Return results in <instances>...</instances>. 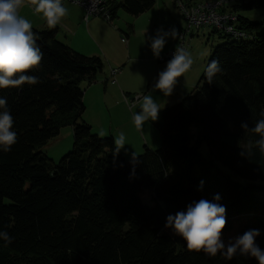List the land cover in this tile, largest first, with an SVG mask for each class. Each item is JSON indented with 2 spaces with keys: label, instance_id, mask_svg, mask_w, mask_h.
I'll list each match as a JSON object with an SVG mask.
<instances>
[{
  "label": "trees",
  "instance_id": "obj_1",
  "mask_svg": "<svg viewBox=\"0 0 264 264\" xmlns=\"http://www.w3.org/2000/svg\"><path fill=\"white\" fill-rule=\"evenodd\" d=\"M157 2L124 0L111 7L113 21L120 9L139 17ZM261 26L240 16L246 38L226 36L209 61L222 71L209 84L205 70L194 91L163 112L160 150L146 147L131 160L84 119L83 85L97 82L104 61L62 43L57 27L33 29L43 59L28 74L38 83L0 89L17 132L11 152L0 151V230L12 237L0 241V264H258L190 250L165 224L218 193L227 207L225 244L259 229L264 248V153L242 154L259 138L242 124L264 118ZM65 127L74 149L56 163L42 151Z\"/></svg>",
  "mask_w": 264,
  "mask_h": 264
},
{
  "label": "clouds",
  "instance_id": "obj_2",
  "mask_svg": "<svg viewBox=\"0 0 264 264\" xmlns=\"http://www.w3.org/2000/svg\"><path fill=\"white\" fill-rule=\"evenodd\" d=\"M94 2L98 3L99 0ZM32 4L34 12L42 15L49 28L57 27L68 14L64 0H32ZM21 7L22 0H0V89L19 88L26 83L29 85L38 83V78L28 73L41 65L43 53L37 45L38 34L34 32L31 21L21 15ZM169 36L176 38L175 27L165 30L161 26L156 29L154 36L148 37L151 40V50L157 58L164 50L166 38ZM192 65L191 53L183 47L178 48L164 70L159 72L155 87L164 96H172L180 83L179 78L189 72ZM221 71L218 61L213 60L208 64L206 78L209 84ZM138 99L141 100L140 110L133 112L132 121L137 128H141L145 122L158 120L162 108L152 95H143L142 99L141 97ZM261 116L264 117V112ZM14 123L7 99L0 96V151L11 152L17 143ZM242 127L259 137L253 143H249L242 154L250 158L254 148L264 153V118L257 120L250 129L247 122H244ZM126 140L122 132L115 137L116 152L125 148ZM204 183V181L200 182L198 190H203ZM221 200L222 197L218 193L211 200H194L187 205L186 211L169 214L165 227L180 236L190 250L203 252L210 257L220 254L229 261L239 254L254 258L258 264H264V248L257 243V237L260 236L259 229H249L236 237L234 242L225 244L223 233L227 225V207L221 203ZM0 241L11 244L12 237L7 231L0 230Z\"/></svg>",
  "mask_w": 264,
  "mask_h": 264
},
{
  "label": "rangeland",
  "instance_id": "obj_3",
  "mask_svg": "<svg viewBox=\"0 0 264 264\" xmlns=\"http://www.w3.org/2000/svg\"><path fill=\"white\" fill-rule=\"evenodd\" d=\"M124 0H109V5L112 7L120 5ZM187 2L189 0H182ZM208 0H193L191 3H201ZM24 3V1H22ZM69 9V14L72 16V21L66 23L61 28V33L58 36V39L65 45L71 47L78 53H81L90 57H100L105 63V69L109 71L110 69H119L115 64L124 63L128 72H126V77L124 78L125 82L123 83L121 78L118 81V85L124 84L125 87L129 89H136L142 95H152L154 99L161 106V111L159 113V119L156 121H150L148 124V130L142 134L140 131L137 133V138L131 133H125L126 138L130 139L126 141V146L122 149L121 152L127 160L134 159L145 153L146 147L152 151H158L162 147V138L161 131L158 127V124L162 122L163 112L171 107L176 106L183 98L191 94L195 87L198 85L202 75L204 74L209 61L212 57L213 51L216 47L221 46L227 42V37L222 33L214 32L212 29H204L199 34L186 37V50H188L193 58V65L189 72L184 76L186 78V83L188 86L180 90L179 99L177 98L176 91L172 96H164L163 93L155 87L156 74L152 73V67L156 70V65L151 62H143L139 59L140 57L148 58V56L154 55L152 50L151 54L144 55L138 54L135 52V46L140 45H151V40L148 37L154 36L156 34V29L163 26L165 30H169L172 27H175L177 30L176 38L171 36L167 37V42L165 45L166 49L169 46H172L177 43L178 48L181 45V35L182 31L186 28L185 21L182 18L181 11L178 8L177 0H158L154 8L146 12L145 14L139 17H133L129 15L125 10L120 9L117 14V18L112 21V25L118 29L116 32L110 27H107L104 19L102 18H93V25L89 28L88 31L85 26L77 30L75 22H77V11L75 5L67 4L65 7H71ZM226 12H232L237 14L239 17L248 19L254 23L262 24L260 29L264 30V0H232L229 5L224 9ZM36 14L34 10L29 6L25 8L21 15L31 21L33 29L44 30L43 21L34 17ZM85 16V15H84ZM65 16L62 21L66 18ZM90 21V22H91ZM111 26V27H113ZM98 33V35H97ZM122 36V37H121ZM130 37V38H128ZM122 38H125L126 44L122 42ZM107 41V44L105 41ZM133 44V52H129V44ZM151 48V47H150ZM121 56V57H120ZM129 60V61H128ZM157 64L158 61H157ZM166 66L165 64H162ZM122 66V65H121ZM161 68H164V67ZM121 69V68H120ZM164 70V69H163ZM123 71V68H122ZM101 75V74H100ZM120 76L117 77V80ZM113 81H116L114 79ZM149 85V86H148ZM84 86V85H83ZM154 86V87H153ZM148 87L149 92H148ZM154 89H157L153 91ZM153 91V92H152ZM134 97H127V100L124 98V102L127 104V109L131 114L133 112L139 111V109H134L130 102H132ZM84 97V103H85ZM87 104V103H85ZM86 113L84 119L87 122V117H89L92 123H95L96 128H93V125L90 124L92 130L98 136H101L97 132L103 130L101 118H100V109L96 107L88 108L86 105ZM122 110L121 108H116L114 114ZM133 110V111H132ZM102 120L104 124L110 126V117L111 114L109 111H103ZM126 115L125 113H123ZM89 124V123H88ZM117 122L114 123V129L117 127ZM101 129V130H100ZM197 135V131L194 132ZM106 137H110L106 136ZM114 137V135H113ZM115 138V137H114ZM131 139H134L133 141ZM74 149V133L72 127H65L61 130L60 135L55 139L51 140L43 149V153L47 155L50 159L56 163L60 162L66 155L72 152ZM201 152L204 155H208L209 150L204 143L201 147ZM135 154V156L133 155ZM145 203L147 205L151 204V198H145ZM182 242V238L180 240ZM234 242L233 239L229 240L228 243Z\"/></svg>",
  "mask_w": 264,
  "mask_h": 264
},
{
  "label": "crops",
  "instance_id": "obj_4",
  "mask_svg": "<svg viewBox=\"0 0 264 264\" xmlns=\"http://www.w3.org/2000/svg\"><path fill=\"white\" fill-rule=\"evenodd\" d=\"M189 1H193V0H189ZM65 5H67V4H65ZM29 6L30 5L27 2H24V3L22 2V7L20 10L21 13L25 8H27V7L29 8ZM66 8L68 9V14L66 15L67 19H64L63 21H61V23L59 25H57V28H59V34L61 33L62 26H64L65 23L67 25L68 22H71L73 20L72 16L69 14V9L72 8V6L69 8L68 7H66ZM76 11H77V15H78V18H77L78 20H77V22H75V25L77 26V30H79V28L83 29V27L85 26V28L87 29L86 31H88L89 28L92 27L94 22L91 21L88 24H85L83 21L84 15H85L84 10L81 9L80 7H78V8H76ZM34 15H35L34 17H38L43 21V24H44L43 29H50L46 23V20L42 17L41 14H34ZM106 23L107 24H105V25L107 27L112 28L116 32L118 31V29L116 27H114L112 25V23H109V22H106ZM111 26H113V27H111ZM59 34H58V36H59ZM97 35H98V33H97ZM128 38H130V37H128ZM122 42L124 44H126L125 38H122ZM105 43L107 44V41H105ZM128 48H129L130 54H132V52H133L132 41L129 44ZM177 49H178V46L176 43V44L169 46L166 49H164L161 52L160 56H163L164 54L176 51ZM134 50L138 54H144V55L151 54V52H150L151 48L148 45L135 46ZM142 59H145L143 62H151V63H154L156 65V70H155V68H154L155 66H154V67H152L151 72L152 73L154 72V74H156L155 79L157 80L159 72L162 71L166 66H163L162 64H160L158 61L159 58H157L155 55L148 56V58L140 57L139 59L136 58L135 60L137 61V60H142ZM157 61L159 64H157ZM115 65L117 67L121 68V69L120 68L119 69H116V68L113 69V70H121V72L118 73L115 78H112V71L113 70L110 69L109 71H107L106 69H104L103 73L98 76L97 82L95 84H93L91 86L84 84V86H83V89L85 90V96L84 97H85V101H86L85 103H87L85 105H88V108L93 107L96 109V107H97L98 109H100L99 114H100V118H101L100 120L102 123L103 130L100 129L101 131L97 132L98 134H100V135L102 134L103 137H106L109 135L112 137H113V135H114V137H118L121 132L122 133L125 132V133H131L132 135L135 136V138H137V133H139L138 131H140L142 134H144V132H146L148 130V124L150 123V121L145 122L141 128H137L132 121V115L133 114H131V112H129V110L127 109L126 105L128 103L126 104L124 102V98H125V100H127V97H130V98L134 97L135 98V96L142 95V93L141 92L138 93L136 91V89H129V87H125L124 84L119 83V85H118V81L120 80V78H121L123 83L125 82L124 78L126 77L125 75H126V72H128V68H126V64L124 63V61L122 63H117ZM162 66L164 68H161ZM122 68H123V71H122ZM118 76H120V77L117 80ZM114 79H116V81H113ZM179 80H180V83L176 86V88L174 90V91H176L178 99L180 98L179 97L180 96L179 95L180 90L183 91V89H185L188 86V83H186L187 81H186L185 76L180 77ZM149 88L150 87H148V92L150 91ZM155 90H157V89H154L153 91H155ZM173 94H174V92H173ZM134 98L132 100H134ZM140 103H141V100L139 102H136L134 109L138 108L140 110ZM116 108H121L122 110H118V112H116L114 114V111ZM103 111H109L111 114L109 127H107L102 120V118H103L102 114L104 113ZM123 113H125L126 115H124ZM87 118H88L87 123L93 125V128H96L95 123H92L90 121L89 117H87ZM115 121L118 124L116 129H114ZM127 140H130V139L127 138ZM131 140L133 141L134 139H131Z\"/></svg>",
  "mask_w": 264,
  "mask_h": 264
},
{
  "label": "built area",
  "instance_id": "obj_5",
  "mask_svg": "<svg viewBox=\"0 0 264 264\" xmlns=\"http://www.w3.org/2000/svg\"><path fill=\"white\" fill-rule=\"evenodd\" d=\"M27 2L33 9L32 0H22ZM232 0H208L201 3H191L190 1L183 2L177 0L178 8L181 11L182 18L185 21L186 28L182 31L180 48H186V37L199 34L204 29H212L225 36L236 39L246 38V33L242 32L239 27L240 17L232 12H226L224 9L231 3ZM65 4H72L84 10V23L88 24L93 18H102L106 22L113 21L112 6L109 5V0H99L98 3L94 0H64ZM176 51L160 56L158 61L160 64H165L174 56ZM121 70H113L112 78H115ZM143 95L135 96L130 102L131 106L139 102Z\"/></svg>",
  "mask_w": 264,
  "mask_h": 264
}]
</instances>
